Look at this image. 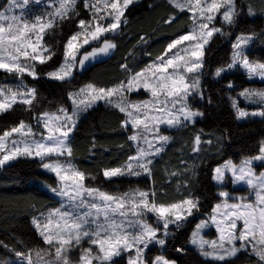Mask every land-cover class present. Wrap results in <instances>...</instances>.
Listing matches in <instances>:
<instances>
[{
  "label": "snow or ice",
  "instance_id": "6c2138e0",
  "mask_svg": "<svg viewBox=\"0 0 264 264\" xmlns=\"http://www.w3.org/2000/svg\"><path fill=\"white\" fill-rule=\"evenodd\" d=\"M134 2L7 0L0 10V71L16 80L13 85H0V113L20 106L34 121L20 120L17 126L0 133V168L11 167L12 162L22 159L39 158L42 169L55 175L57 186L49 188L60 198L59 207L32 219L45 247L20 242L23 250L10 249L17 257V264H119L125 255L127 264H180L164 251L175 231L191 223L190 218L200 212V198L189 191L179 201L157 203L155 186L146 190L129 187L120 192L86 184L96 177L86 175L72 163L73 141L80 116L103 102L124 114L121 128L130 130L127 139L135 149L122 165L102 169V177L106 182L142 175L151 179L154 161L171 139L160 132L161 126L179 129L194 125L197 118L203 116L194 109L190 98H205L201 77L206 67V46L214 36L230 37L231 33L217 27V22L228 28L235 27L243 7L237 0H169L174 9L190 14L191 27L167 45L164 56L157 57L146 68L133 72L125 57L120 68L127 75L111 87L87 83L73 90L66 89L70 110L61 106L54 112L40 111L42 97L38 88L25 83L27 75L34 81L46 78L71 88L72 81L85 71L88 62L117 50V43L110 37L121 34V25L127 22L125 13ZM80 7L87 10L89 18L78 20V30L63 46L62 61L51 71H38L42 65L52 67L48 62L56 55V50L44 43V36L66 20L78 17ZM36 8L42 9L39 14L34 11ZM259 11L264 13V7ZM247 12L255 15L253 4H247ZM177 18L169 15L164 23L171 25ZM256 38L255 32L238 35L231 44L230 62L217 67L213 75L220 78L222 73L239 66L249 78L264 80V62L250 60L246 54L250 42ZM140 39L144 41L143 36ZM226 87L232 89L233 82L229 81ZM141 90L149 93L151 99L135 102L128 99ZM238 96L255 110L239 107L238 100L230 97L237 119L264 117V89H244ZM207 99L210 103L211 97ZM211 143V140L202 142L201 135L196 134L192 151L199 154L202 144ZM95 146L93 137V149ZM254 161L264 163V142L258 155L247 157L239 164L225 160L212 170V180L218 186L243 182L254 199L237 197L227 190L218 193L221 201L205 219L195 224L187 241L205 261L234 264L233 258L244 251L256 258L255 264H264V171L257 174ZM187 171L173 172L169 178L187 175ZM179 186L191 187L187 181ZM150 214L155 217L154 224L147 219ZM170 226L175 231L170 230ZM212 226L217 238L206 239L202 233ZM85 241L88 247L83 246ZM157 245L160 254L150 255ZM0 247L7 249L8 245L0 240ZM74 250H78L75 259ZM173 251L187 255L186 246L174 247ZM0 264L5 262L0 261Z\"/></svg>",
  "mask_w": 264,
  "mask_h": 264
},
{
  "label": "trees",
  "instance_id": "16d2710c",
  "mask_svg": "<svg viewBox=\"0 0 264 264\" xmlns=\"http://www.w3.org/2000/svg\"><path fill=\"white\" fill-rule=\"evenodd\" d=\"M6 0H0V8ZM243 7L239 23L228 28L217 22L224 31L231 33L230 37L215 36L205 52V73L202 76L201 87L204 99L195 98L194 105L203 113L194 125L170 132L171 141L154 161L155 168L151 179L149 178H114L106 182L101 172L104 168L122 165L129 155L134 154V147L127 137L130 130L121 128L124 114L111 107L98 105L90 109L79 120L73 141L74 154L72 162L86 175L96 179L86 181L91 186H102L105 190H118L124 192L129 187L148 189L155 186L157 190V203H171L186 197L191 191L201 200L200 212L194 217L208 213L216 201L215 186L212 181V169L227 159L238 161L243 156H252L258 152L260 142L264 139V117L247 118L239 120L232 107L231 98H235L238 91L248 87L261 88L263 82L248 81L239 69L222 73L220 78L213 75L217 67L230 62L231 44L240 34L255 32L257 38L250 42L246 54L250 60L264 61V13L259 9L264 7V0H237ZM254 6L255 15H249L247 4ZM86 10L79 8V16L66 20L45 35V44L56 50V55L48 64L52 67L39 66L38 71H51L58 67L62 61L63 46L68 37L78 30L77 23L80 18H86ZM169 15H176L175 23L167 25L164 21ZM126 24L121 26L119 36L112 37L117 43V50L109 56L90 61L86 64L83 73L76 75L71 88L62 86L59 82L41 78L34 81L25 76V83L35 86L39 90L40 111L54 112L58 107H69L67 90H73L87 83L97 86L111 87L127 75L120 64L127 57L129 68L133 72L145 68L150 62L165 53L167 45L174 37L185 32L191 26V20L186 12L180 13L174 9L168 0H141L133 4L125 13ZM144 41H141V37ZM132 55H129V54ZM134 56V59H133ZM10 75L0 71V84L13 81ZM234 84L232 89L226 87L228 82ZM211 102H208V97ZM20 120L34 123L31 114L20 106L0 115V133L17 126ZM200 134L202 142L211 140V145L202 144V151L197 154L192 151L195 135ZM96 146L92 147V138ZM187 169V175L179 178H169L173 172H182ZM192 171L195 175H192ZM187 181L190 189L182 187ZM43 186L56 187L55 178L40 170L37 160H19L11 167L0 168V240L8 248L0 247V261L16 258L10 250L16 248L23 250L20 242L33 247H45L41 242L36 229L32 224L34 216L41 212L56 208L58 200ZM163 192L165 195L161 196ZM169 239L164 254L172 259H178L180 264H215L205 261L193 249L187 248V255H179L173 251L174 247L186 246L185 239L192 223ZM185 232V233H184ZM184 234V235H183ZM150 255L159 254L158 249H151ZM255 257L243 251L233 258L234 264H255ZM119 264H126L125 256Z\"/></svg>",
  "mask_w": 264,
  "mask_h": 264
},
{
  "label": "rangeland",
  "instance_id": "374dc122",
  "mask_svg": "<svg viewBox=\"0 0 264 264\" xmlns=\"http://www.w3.org/2000/svg\"><path fill=\"white\" fill-rule=\"evenodd\" d=\"M141 0H135V2H134V4H136V3H138V2H140ZM168 2H169V0H168ZM7 4V0H6V2L4 3V5H6ZM3 5V6H4ZM3 6H2V8H0V10H2L3 9ZM42 9L41 8H36V9H34V11L37 13V14H39V12L41 11ZM50 10V9H49ZM87 11V10H86ZM186 12V11H185ZM187 13V12H186ZM188 14V13H187ZM86 18H84V19H88L89 18V16H88V14H87V12H86ZM188 16L190 17V14H188ZM123 25V24H122ZM121 25V26H122ZM217 27H220L219 25H216ZM191 27V26H190ZM189 27V28H190ZM188 28V29H189ZM187 29V30H188ZM181 34H184V32L183 33H181ZM45 37V36H44ZM178 37V35L176 36V37H174V39H176ZM215 37V36H214ZM213 37V38H214ZM213 38H212V40H213ZM110 39H112V37H110ZM173 39V40H174ZM212 40L209 42V45L211 44V42H212ZM235 41V40H234ZM44 43H45V41H44ZM233 43V42H232ZM208 45V46H209ZM208 46H206V49L208 48ZM87 47V46H86ZM206 49H205V52H206ZM183 54V53H182ZM165 55V53H163L161 56H159V57H162V56H164ZM106 57V56H105ZM102 58V57H101ZM156 61V59L154 60V61H152V62H150L149 64H152L153 62H155ZM92 62V61H91ZM264 62V61H263ZM148 64V65H149ZM147 65V66H148ZM146 66V67H147ZM145 67V68H146ZM237 69H239L240 70V72H242L244 75H245V79L246 80H248V81H259V82H263L264 83V80H262L261 78H259V77H252V78H249L248 76H247V74H246V72L243 70V69H241L239 66L237 67ZM27 76V75H26ZM11 80H13V81H9V82H6V83H3V84H0V85H13V84H15L16 83V80H15V78L14 77H11ZM201 84H202V77H201ZM29 86V85H28ZM246 89H256V90H261V89H264V86L263 87H261V88H257V87H248V88H246ZM244 90V89H243ZM242 90H240V91H238L237 92V94H236V99L238 100V102H239V107H242V108H245L246 110H248V111H253V110H255L254 109V107L249 103V102H246L242 97H239L238 96V93H240ZM195 98H197V99H201L199 96H196ZM195 98H190V103L193 105V107H194V109H198L197 107H196V105H194V99ZM68 99V98H67ZM128 99L130 100V101H133V102H135V101H147V100H150L151 99V97H150V94L149 93H147L146 91H144V90H141L140 92H139V94H131V95H129V97H128ZM68 102H70L69 100H68ZM98 105H102V106H104V107H108V106H106L103 102H100V103H98L97 105H95L94 107H96V106H98ZM94 107H92V108H94ZM92 108H90V109H92ZM89 109V110H90ZM69 110H70V106H69ZM88 110V111H89ZM87 111V112H88ZM49 112H51V111H49ZM1 114H3V113H0V115ZM86 114V112L84 113V114H82L81 116H80V119L84 116ZM251 117V116H250ZM199 118V117H198ZM197 118V119H198ZM247 118H249V117H246V118H240L239 120H245V119H247ZM251 118H261V117H259V116H256V117H251ZM79 119V120H80ZM180 129V128H179ZM174 130H177V129H168L166 126H161V129H160V132L162 133V134H164V135H167V136H169V137H171V134H170V132H172V131H174ZM149 139H151V137H149ZM170 141H171V139H170ZM170 141H169V143H170ZM261 142H264V139L261 141ZM261 142H260V145H259V148H260V146H261ZM168 143V144H169ZM167 144V145H168ZM166 145V146H167ZM165 146V147H166ZM133 147H134V149H135V145L133 144ZM165 147H164V149H165ZM163 149V150H164ZM162 153V152H161ZM259 154V149H258V152L256 153V154H254V155H252V156H255V155H258ZM252 156H243V157H241V159L240 160H238V161H233L232 159H227V160H232L234 163H236V164H239L240 163V161L241 160H243V159H245V158H247V157H252ZM31 160H33V159H31ZM34 160H37L38 162H40L39 161V158H36V159H34ZM224 162V161H223ZM222 162V163H223ZM13 163V162H12ZM73 163V162H72ZM222 163H220V164H222ZM216 167V166H215ZM214 167V168H215ZM213 168V169H214ZM253 168L256 170V172H257V174L259 173V172H261V171H264V163H262V162H257V161H254L253 162ZM212 169V170H213ZM40 170L41 171H43L44 173H47V174H50V175H52L54 178H55V180H56V182H57V179H56V177H55V175L53 174V173H50V172H48L47 170H45V169H42V167H41V165H40ZM212 174H213V172H212ZM145 176H141V177H133V178H138V179H141V178H144ZM212 178V177H211ZM213 181V180H212ZM58 183V182H57ZM213 184H214V186H215V196L217 197V199H216V201L213 203V206L216 204V203H219L220 201H221V199L222 198H220L219 196H218V193L221 191V190H227V191H229L232 195H234V196H237V197H249V199L250 200H252V199H254V197L252 196V195H250V189H249V187L246 185V184H244L243 182H241V183H239V184H236V185H233V184H231L230 182L225 186V187H220V186H218L217 184H216V182L215 181H213ZM57 186V185H56ZM42 187L45 189V190H48L57 200H58V202H59V204H58V206L57 207H59L60 206V198L57 196V195H55L54 193H52L51 191H50V188H49V186H43L42 185ZM52 187V186H51ZM141 190H144V189H141ZM127 191V190H126ZM230 203H232L233 201H229ZM213 206H212V208H213ZM212 208L210 209V211L208 212V213H204L202 216H200V217H197L196 219L195 218H190L191 220L192 219H194V223H192V225H191V227H190V231L188 232V234H187V237H186V241H185V245H186V247L187 248H189V249H193L194 251H196L197 253H198V250H196L195 249V247L194 246H192V245H188L187 244V241H188V239H189V237H190V235H191V231L194 229V226H195V224L196 223H198L199 222V220H202V219H205L211 212H212ZM52 209V208H51ZM49 209H47V210H45V211H43V212H47ZM39 216V215H38ZM147 219H148V221L150 222V223H155V217L153 216V215H149L148 217H147ZM33 224V223H32ZM187 225L188 224H185V225H183L178 231H175L174 229H172V227L170 226V230H173V231H175V235H178V233H179V231H181V230H183L184 228H186L187 227ZM34 226V225H33ZM35 228V227H34ZM37 231V230H36ZM185 233V232H184ZM204 236H205V238L206 239H216L217 238V233H216V231H215V227L214 226H212V227H210V228H208V229H205L204 230V232L202 233ZM184 235V234H183ZM83 246L84 247H88V243H87V241H85L84 243H83ZM153 248H156V249H158L159 250V246L157 245V246H155V247H153ZM152 248V249H153ZM94 251H95V249H94ZM244 252V251H243ZM246 253V252H245ZM159 254H160V251H159ZM199 254V253H198ZM248 254V253H247ZM78 256V250H74V252H73V259H75L76 257ZM201 257V256H200ZM254 257V256H253ZM201 258H203V257H201ZM204 259V258H203ZM3 262H5V264H17V257L16 258H8V259H6V260H4ZM125 262H126V264H127V255H125Z\"/></svg>",
  "mask_w": 264,
  "mask_h": 264
}]
</instances>
